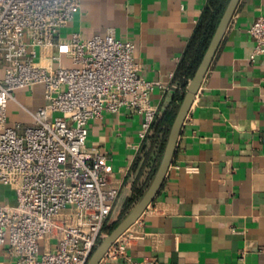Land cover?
<instances>
[{
  "label": "crops",
  "instance_id": "1",
  "mask_svg": "<svg viewBox=\"0 0 264 264\" xmlns=\"http://www.w3.org/2000/svg\"><path fill=\"white\" fill-rule=\"evenodd\" d=\"M207 3L81 0L60 37L110 34L133 42L143 76L168 87L152 93L160 115L177 104L174 75ZM258 16H264V0L239 1L184 120L163 184L130 227L136 237L125 254L99 264H264V46L256 52L247 31ZM36 50L42 64H67L49 60L54 47ZM14 96L30 110L45 105L39 85ZM7 109L10 123L29 122L14 101ZM142 120L122 108L88 125L87 147L108 153L112 176L121 183L117 203L128 191L144 192L162 154L161 138L152 144L150 132L140 139ZM149 147L154 162L141 166Z\"/></svg>",
  "mask_w": 264,
  "mask_h": 264
},
{
  "label": "built area",
  "instance_id": "2",
  "mask_svg": "<svg viewBox=\"0 0 264 264\" xmlns=\"http://www.w3.org/2000/svg\"><path fill=\"white\" fill-rule=\"evenodd\" d=\"M81 0H0V186L15 191L0 204V264H86L116 210L121 183L112 176L105 151L87 147L88 125L104 112L127 108L142 115L146 140L157 115L151 97L168 87L146 79L134 60V44L110 34L83 38L60 31ZM264 46V16L247 29ZM54 47L51 67L36 48ZM41 86L45 105L35 110L14 96ZM14 101L28 123L8 119ZM136 236L130 228L105 257L125 254ZM102 261V260H101Z\"/></svg>",
  "mask_w": 264,
  "mask_h": 264
},
{
  "label": "water",
  "instance_id": "3",
  "mask_svg": "<svg viewBox=\"0 0 264 264\" xmlns=\"http://www.w3.org/2000/svg\"><path fill=\"white\" fill-rule=\"evenodd\" d=\"M239 1L240 0H228L207 48L193 75L187 82L181 102L168 130L159 163L154 171L150 183L137 202L132 206L130 211L107 234L104 235L98 246L90 254L86 264H99L106 255L110 246L121 234L128 230L138 220L147 206L156 197L171 164L184 120L190 110V107L192 106L194 98L202 84L220 42L227 31L228 25Z\"/></svg>",
  "mask_w": 264,
  "mask_h": 264
},
{
  "label": "trees",
  "instance_id": "4",
  "mask_svg": "<svg viewBox=\"0 0 264 264\" xmlns=\"http://www.w3.org/2000/svg\"><path fill=\"white\" fill-rule=\"evenodd\" d=\"M227 2L228 0H208L197 26L185 48L182 59L180 60L174 75V81L178 84V88L176 89L177 104L174 107L164 110L162 114L157 115L151 128V143L155 144L158 142V139L161 138L158 144L159 154L162 153L168 130L175 116L178 104L181 102L187 81L191 78L198 66ZM152 155L153 152L150 154L148 152L145 153V160L147 159L149 161L152 159ZM141 194L142 189H134L132 195L126 199L123 205L124 210L125 208L127 209L133 201L137 200Z\"/></svg>",
  "mask_w": 264,
  "mask_h": 264
},
{
  "label": "rangeland",
  "instance_id": "5",
  "mask_svg": "<svg viewBox=\"0 0 264 264\" xmlns=\"http://www.w3.org/2000/svg\"><path fill=\"white\" fill-rule=\"evenodd\" d=\"M0 75H3V70L0 69ZM18 99H20L18 97ZM21 100V99H20ZM22 101V100H21ZM24 102V101H22ZM17 108V107H16ZM152 147H149V151L150 153H154V149H151ZM152 161V160H151ZM150 160H141V166H142V163H146V166H150V164L154 161L151 162ZM159 163V161H158ZM133 191V190H132ZM127 193V192H125ZM131 191H128V195L126 196L125 198V195H123L121 197V200L119 203H116L118 204L117 207H116V210L114 211V213L112 214V216L107 220V222L105 223V226H104V234H107L129 211L130 209L132 208V206L137 202V200L133 201V203H131L127 209L125 208L124 210V203L126 201L127 198H129L131 196ZM15 199V191L11 190V189H8L6 188L5 186L1 185L0 186V204L1 203H13ZM118 200V199H117ZM11 261V258L10 257H5L4 260H3V264H9V262Z\"/></svg>",
  "mask_w": 264,
  "mask_h": 264
}]
</instances>
